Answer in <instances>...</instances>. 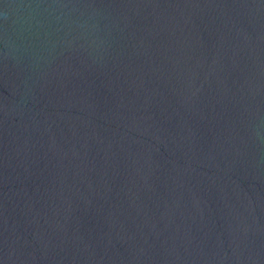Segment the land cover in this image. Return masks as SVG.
<instances>
[{"label":"water","instance_id":"water-1","mask_svg":"<svg viewBox=\"0 0 264 264\" xmlns=\"http://www.w3.org/2000/svg\"><path fill=\"white\" fill-rule=\"evenodd\" d=\"M0 264H264V0H0Z\"/></svg>","mask_w":264,"mask_h":264}]
</instances>
